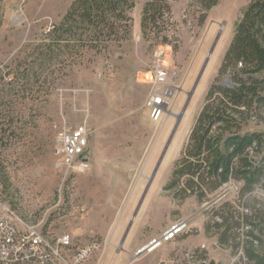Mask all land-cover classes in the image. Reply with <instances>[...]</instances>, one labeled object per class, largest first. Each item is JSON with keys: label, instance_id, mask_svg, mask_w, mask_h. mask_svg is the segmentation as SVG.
Here are the masks:
<instances>
[{"label": "rangeland", "instance_id": "rangeland-1", "mask_svg": "<svg viewBox=\"0 0 264 264\" xmlns=\"http://www.w3.org/2000/svg\"><path fill=\"white\" fill-rule=\"evenodd\" d=\"M72 1L0 0V197L18 210L20 221L67 231L80 244L102 243L115 228L121 239L128 235L135 219H142L147 194L169 185L250 0H219L203 21L201 0H167L171 21L158 19L146 29V0H136L129 37L106 53L56 50L59 55L46 65L30 63L33 49L63 21ZM17 65H29L28 74L11 86L8 72ZM157 65L168 66L177 89L155 122L145 100ZM220 79L232 84L229 75ZM64 123L91 130L90 166L75 178L64 179L55 166V132ZM233 129L262 134V146L251 158L264 173V109L241 117ZM188 179L163 193L165 210L155 209L148 232L170 215L175 221L196 210L201 194L197 186L186 187ZM82 206L84 215L78 212ZM104 248L92 254L91 264L131 261L113 250L104 255ZM157 255L131 264H155Z\"/></svg>", "mask_w": 264, "mask_h": 264}, {"label": "trees", "instance_id": "trees-1", "mask_svg": "<svg viewBox=\"0 0 264 264\" xmlns=\"http://www.w3.org/2000/svg\"><path fill=\"white\" fill-rule=\"evenodd\" d=\"M218 1L201 0L206 11L202 21ZM135 5L136 0H73L63 21L54 24L33 49L30 63L42 60L41 66L46 65L59 55L56 50L74 53L84 47L95 54L106 53L112 43H120L129 37L133 20L131 11ZM158 19L171 21V7L167 0H146L142 28L154 26ZM29 65L24 69L17 65L9 71L8 84L12 86L15 82L19 86L20 79L22 82L28 74ZM262 74L264 0H250L166 189L182 187V180L187 175H190L185 183L188 188L202 184L216 189L230 177L243 179L245 187L250 188L259 180L263 171L260 164L254 165L248 149L253 146L256 152L261 148L262 134L240 135L233 127L241 117L264 109ZM223 75L231 77V85L220 79ZM196 175L199 183L194 181Z\"/></svg>", "mask_w": 264, "mask_h": 264}, {"label": "built area", "instance_id": "built-area-1", "mask_svg": "<svg viewBox=\"0 0 264 264\" xmlns=\"http://www.w3.org/2000/svg\"><path fill=\"white\" fill-rule=\"evenodd\" d=\"M150 84L145 107L150 119L158 122L177 87L166 65L155 67ZM90 135L86 124L64 123L56 129L55 166L64 179L89 168ZM248 151L254 156L253 146ZM193 178L199 183L197 175ZM198 190L201 200L196 210L138 248L128 264L163 248L168 253L156 264H256V258L264 257V173L250 188L243 179L230 177L214 192L202 184ZM78 212L84 215L86 208L79 207ZM18 214L0 197V264H91L92 254L101 250L98 239L80 244L67 231L18 221ZM247 251H254V258H247Z\"/></svg>", "mask_w": 264, "mask_h": 264}, {"label": "crops", "instance_id": "crops-1", "mask_svg": "<svg viewBox=\"0 0 264 264\" xmlns=\"http://www.w3.org/2000/svg\"><path fill=\"white\" fill-rule=\"evenodd\" d=\"M168 191L166 187H160L157 191L149 192L147 194L146 199H149L147 205L144 209V213L142 215L141 221L138 223L137 218L135 219L132 227L130 228L129 234L125 233L124 237L121 239V229L115 228L112 232H108L103 239L101 245L104 246V255L107 250H113L118 256L121 255H128L130 258L134 254V252L147 243L152 237L156 236L157 234L161 233L164 229L170 225L172 221H174L175 215H170L168 218L157 225V231L148 232L150 231L149 228L151 227L147 221H150L155 209L162 207V198H164L163 193ZM167 198V196L165 197ZM165 210V209H164ZM190 213H187V215ZM141 218V217H140ZM120 239L119 243L117 244V240ZM157 255V260L164 257L168 253V249L163 248L160 249ZM147 256V255H146ZM155 262V264H156Z\"/></svg>", "mask_w": 264, "mask_h": 264}, {"label": "bare ground", "instance_id": "bare-ground-1", "mask_svg": "<svg viewBox=\"0 0 264 264\" xmlns=\"http://www.w3.org/2000/svg\"><path fill=\"white\" fill-rule=\"evenodd\" d=\"M15 18V21L19 22L20 21V17L19 16H14ZM176 141V140H175ZM174 150V149H173ZM170 151V150H169ZM168 154V153H167ZM171 153H169V156H170ZM168 156V155H167ZM167 158H170V157H167ZM166 159V158H165ZM18 221L19 218H18ZM247 258H254V251H247ZM256 264H264V257H259V258H256Z\"/></svg>", "mask_w": 264, "mask_h": 264}, {"label": "water", "instance_id": "water-1", "mask_svg": "<svg viewBox=\"0 0 264 264\" xmlns=\"http://www.w3.org/2000/svg\"><path fill=\"white\" fill-rule=\"evenodd\" d=\"M161 160H162V158H161ZM159 165H160V163H159ZM159 165H158V166H159Z\"/></svg>", "mask_w": 264, "mask_h": 264}]
</instances>
